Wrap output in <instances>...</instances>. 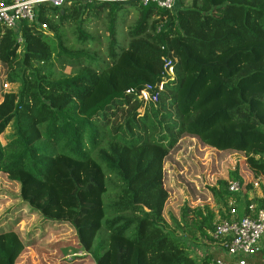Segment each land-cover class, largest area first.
Listing matches in <instances>:
<instances>
[{
    "label": "trees",
    "instance_id": "trees-1",
    "mask_svg": "<svg viewBox=\"0 0 264 264\" xmlns=\"http://www.w3.org/2000/svg\"><path fill=\"white\" fill-rule=\"evenodd\" d=\"M0 66L10 87L0 94V174L18 187L12 211L40 222L29 236L69 226L90 264H214L190 259V246H213L231 208L241 219L264 207V150L252 184L234 168L198 187L207 200L193 207L185 198L173 208L164 173L169 160L183 165L173 155L184 134L223 151L246 145L226 131L252 125L264 136L245 103L203 118L223 93L207 96L214 84L242 99L243 86L264 82V0H179L169 11L134 0L40 4L18 33L0 25ZM147 85L162 86L155 103L137 98ZM233 182L260 196L229 192ZM13 226L0 228V264L32 243Z\"/></svg>",
    "mask_w": 264,
    "mask_h": 264
},
{
    "label": "rangeland",
    "instance_id": "rangeland-1",
    "mask_svg": "<svg viewBox=\"0 0 264 264\" xmlns=\"http://www.w3.org/2000/svg\"><path fill=\"white\" fill-rule=\"evenodd\" d=\"M68 71L69 69L65 68V72ZM2 73L3 70L0 66V94L10 88H4L6 83L1 77ZM220 91H223L222 95H219V99L211 103L210 107L204 111L203 118H206L210 113L219 118H227L229 109L235 103L241 102L253 110L256 118L264 123V103L259 98V95L264 93V82L243 86L244 98L242 99L233 93H224V90L217 84H214L213 88L206 94L207 96L213 93L219 94ZM229 133L233 135L237 144L246 143L243 149L219 150L203 144L197 136L190 134H184L180 138L181 151L178 154L175 153L173 157L183 162V165L174 164L172 160H169L164 167L165 178H167L169 186V202L173 208L176 209L185 198L190 199L192 207L205 202L207 198L204 199L198 195V187L205 189L206 185L214 184L217 179H227L228 172L234 170V168H237L244 184L248 185L254 182L255 167L252 160L256 152L264 150V136L256 134L252 125H247L237 132L226 131L223 134ZM0 141L4 142V136L0 137ZM187 155L192 165L184 164L183 158H186ZM245 193V191L239 192V194ZM246 194L249 199L253 196H260L259 186L254 185L253 189ZM19 202L18 187L9 183L0 174V228H5L7 225L14 223V231L25 240L32 242L24 248L15 264L91 263L88 255L80 249L69 226L64 225L55 229L47 227L43 229V233L37 231L29 236L40 222L36 220V217L28 215L25 209L19 211L20 216L13 212L12 209ZM211 247L206 245L201 247L190 246V259L200 263L204 261L203 258L207 255H213L212 258L215 260L217 258L216 252L214 253ZM133 264L144 263L137 258Z\"/></svg>",
    "mask_w": 264,
    "mask_h": 264
},
{
    "label": "built area",
    "instance_id": "built-area-1",
    "mask_svg": "<svg viewBox=\"0 0 264 264\" xmlns=\"http://www.w3.org/2000/svg\"><path fill=\"white\" fill-rule=\"evenodd\" d=\"M73 1L82 3H94L115 0H0V25L19 31L20 23L23 21L32 22L34 20L35 9L40 4H49L55 8L69 5ZM142 6L154 4L158 8L173 10L179 0H134ZM43 28H45L43 26ZM168 76H172V71H167ZM7 86L5 85L4 88ZM157 90V92H156ZM162 91V86L147 85L144 90L137 94V98L144 103H155L158 93ZM231 193H241L244 191L243 185L233 182L228 186ZM253 207L249 206V211L253 212ZM212 239L216 241L211 247L217 258L214 264H247L261 250L264 242V207L246 215L241 219H236V210H229V218L213 227Z\"/></svg>",
    "mask_w": 264,
    "mask_h": 264
},
{
    "label": "crops",
    "instance_id": "crops-1",
    "mask_svg": "<svg viewBox=\"0 0 264 264\" xmlns=\"http://www.w3.org/2000/svg\"><path fill=\"white\" fill-rule=\"evenodd\" d=\"M247 264H264V242L261 244V250Z\"/></svg>",
    "mask_w": 264,
    "mask_h": 264
},
{
    "label": "water",
    "instance_id": "water-1",
    "mask_svg": "<svg viewBox=\"0 0 264 264\" xmlns=\"http://www.w3.org/2000/svg\"><path fill=\"white\" fill-rule=\"evenodd\" d=\"M62 13V12H61Z\"/></svg>",
    "mask_w": 264,
    "mask_h": 264
}]
</instances>
